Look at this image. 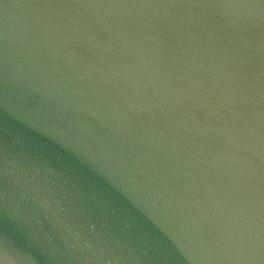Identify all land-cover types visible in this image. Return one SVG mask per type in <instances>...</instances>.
Masks as SVG:
<instances>
[{"label": "water", "instance_id": "obj_1", "mask_svg": "<svg viewBox=\"0 0 264 264\" xmlns=\"http://www.w3.org/2000/svg\"><path fill=\"white\" fill-rule=\"evenodd\" d=\"M0 248L264 264V0H0Z\"/></svg>", "mask_w": 264, "mask_h": 264}, {"label": "clouds", "instance_id": "obj_2", "mask_svg": "<svg viewBox=\"0 0 264 264\" xmlns=\"http://www.w3.org/2000/svg\"><path fill=\"white\" fill-rule=\"evenodd\" d=\"M0 264H16L13 257H11L7 251L0 248Z\"/></svg>", "mask_w": 264, "mask_h": 264}]
</instances>
